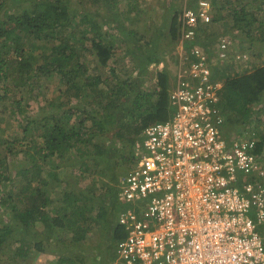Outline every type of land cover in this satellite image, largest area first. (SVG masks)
<instances>
[{"label":"trees","instance_id":"trees-1","mask_svg":"<svg viewBox=\"0 0 264 264\" xmlns=\"http://www.w3.org/2000/svg\"><path fill=\"white\" fill-rule=\"evenodd\" d=\"M88 1L19 0L20 4L18 3V7L14 10L19 11L16 15L15 12H10L8 0H0V84L2 80L9 78L16 85H25L27 79L34 80L42 76L55 75L64 87L59 93L55 91L59 96L56 106L54 99L49 102L50 108L56 107L54 111L40 120L27 121L28 126L32 125L33 129L24 130L28 133L24 140L26 138L30 142L28 145L26 143L23 145H35L34 151L39 152L37 164L34 166L36 174L39 175L38 179L42 180L34 184L28 182L21 184L17 199H23L24 207H18L13 202L14 189L10 187L12 178L9 175H0V215L3 214V207L12 206L9 216L0 219V225L3 227H0V235H4L9 228L12 229L9 232L24 233L23 237L26 239L27 233L43 226L46 230H50L49 236L47 234L48 238L54 237L55 240L60 241L58 233L55 234L52 230L57 227L71 230L70 226L74 225L76 227L73 231L74 236L81 231L82 237H85L90 230V227L85 225L88 221L86 216L88 212L96 213L95 219L99 221L110 213L112 216L118 214V206L122 205L116 200V194L123 184H118V180L127 176L128 171L119 166L115 167L114 163V169L109 166L106 145L98 143L99 139H102L101 136H105L102 128L108 123L115 122L114 114L110 115L111 118L103 117L104 120L100 122L99 120L103 118L87 116L91 103L95 101L94 98L93 101H87L88 104L73 105L71 97L73 100L85 96L94 97L95 94L98 107L108 111L121 103L120 100L128 101L135 96L134 113L139 114L135 115L140 121L134 123L132 128L126 126L129 134L125 135L133 137L125 139L122 133L117 134L120 138L116 137L120 145V141L127 143L131 140L128 149L133 150L147 127L169 121L176 111L171 95L178 78L176 72L171 70V66L178 65V58L189 57L187 62L191 65L202 62L201 54L204 56L206 54L211 68H221L218 72L224 77L226 86L224 109L222 107L226 119L222 122V132L228 140L235 133L238 135L246 133L243 137L256 141L257 154H255L264 158V134L258 125L254 126L255 120H258L253 113L254 105L260 104L264 95V66L254 67L252 74L236 78L226 75L230 74L227 70L233 69L236 60L235 57L221 58L218 51L222 41L218 43L213 55H208L210 52H207L211 47L209 42L213 41L214 28L220 26L223 29L225 26L224 0H210L209 14L212 18L210 24L203 23L197 13V23L191 26L194 35L185 46V54L181 56L178 51L180 41L188 25L183 22L186 25L184 29L182 23H179L182 12L171 7L180 3L183 4V8L198 12L199 7L194 3L196 0H161L162 3L152 6L150 10L163 11L165 14L164 24L161 27H156L157 24L155 25L154 22L150 23L152 15L148 16L146 11L142 12V8L139 10L135 8L140 6L138 3L134 5L129 1L126 8L122 9L120 0ZM117 3H119V7H116L118 12L114 14ZM148 5L151 6L150 1ZM83 8L91 9L82 11ZM101 8L105 10L104 15ZM232 8H234L232 21L234 27L245 29L247 31L245 35H249L247 37H251L250 33L262 28L261 32H256L259 38L264 37V23L256 26L255 22L251 21L253 15L249 11L250 7L249 9L241 7L240 15L237 12V3L234 2ZM109 11L113 14L111 19L106 15ZM159 18L158 20H161L162 16ZM141 19L146 21L142 24L144 26L140 25ZM166 23H169L167 31H165ZM103 27H111V31H105ZM151 30L154 42L152 40V43L148 42L143 46L142 38H147V33ZM163 37L168 41L165 44L161 42ZM159 42L164 45L158 46ZM149 47L153 52L148 54ZM78 48H81L79 53ZM196 49L202 53H197ZM235 49L236 46L231 52L234 53ZM149 57L159 65L152 73L146 71V67L151 63L148 61ZM170 57H172L171 62ZM130 66L132 68H129ZM161 66L164 68L162 69ZM107 69L117 82L119 78L122 79L115 74L119 69L125 70L127 75L134 70L141 73V76L135 79L133 77L134 81L132 85H128V89L118 83L112 93L110 90L102 89L103 84H106L103 81L106 80ZM142 70L146 72L143 73ZM61 97L66 98L67 102ZM5 99H7L6 95L0 96V104L1 100ZM16 108L23 112L20 105ZM63 109L67 110L66 113L62 112ZM88 117L91 119L92 127L86 125L89 121ZM91 131L94 133L88 134ZM128 149L126 157L129 158ZM36 158L35 156L33 159L32 156V162L36 163ZM65 187H71L72 190H65L61 195ZM54 193H60L62 199L59 200H62L64 207L56 206ZM59 200L56 202L58 203ZM51 205L56 209L51 208ZM52 211L57 213L53 216ZM4 242L5 240L0 238V248ZM18 248L17 253L20 255L23 250L20 249L21 247ZM37 248L57 252L50 243L47 244L46 249H43L41 244L37 245Z\"/></svg>","mask_w":264,"mask_h":264},{"label":"built area","instance_id":"built-area-1","mask_svg":"<svg viewBox=\"0 0 264 264\" xmlns=\"http://www.w3.org/2000/svg\"><path fill=\"white\" fill-rule=\"evenodd\" d=\"M194 3L198 12L184 8L181 42L198 17L212 21L210 0ZM234 44L222 40L221 58ZM201 55L197 64L180 59L176 111L143 131L121 180L120 199L134 204L121 218L130 234L118 248L125 264H264V158L246 133L224 136L225 81Z\"/></svg>","mask_w":264,"mask_h":264},{"label":"rangeland","instance_id":"rangeland-1","mask_svg":"<svg viewBox=\"0 0 264 264\" xmlns=\"http://www.w3.org/2000/svg\"><path fill=\"white\" fill-rule=\"evenodd\" d=\"M19 0H8V8L10 9V12H15L16 15L19 14V11H14L18 6ZM75 1V0H72ZM83 1V0H79ZM88 1V0H84ZM131 1L134 5L138 3L140 6H136V9L142 8V12L146 11L150 19L152 20L150 23H153L156 25V27H161L164 24L163 19L165 18V14L163 11L153 9L150 10L152 6H154L156 3H162L161 0H120V8L124 9L126 8V4ZM150 1V5L149 4ZM225 10L224 15L226 17V20L224 21L225 26H223V29L218 26L217 28H214L213 32V41L209 42V44L216 48L217 46L214 45V42L220 41L222 38L227 39H236V42L239 43V46L234 51V53H231L232 56L237 54L235 57L236 63L234 62V65L232 66V70H227L230 74H226L228 76L232 77H241L242 75H250L253 73L254 67H262L264 66V37L259 38L257 32H261L262 28L256 31H253L251 34V37H247L249 35H245V32H247L245 29L241 30L238 27H234L232 25V21L234 20L233 12L234 8H232L233 3H237L239 13L241 14V7H246L247 9H250V13L253 15L251 17V21L255 22L256 26H259L264 23V0L260 2V0H224ZM89 3V1H88ZM20 4V3H19ZM179 5V6H178ZM183 5V4H182ZM180 3H177L176 5L172 6L173 9H180L182 7ZM143 6L145 8L143 9ZM178 6V7H177ZM119 3L115 5L114 8V14L118 12ZM228 7V8H227ZM87 11L91 8H86ZM85 8L81 9L82 11L86 10ZM102 9V8H101ZM107 12V10H106ZM112 12L109 11L107 17L111 19ZM102 14H105V10L102 9ZM162 16L161 20L159 17ZM145 20L141 19V23L145 24ZM170 23V22H169ZM169 23H166L165 31H167V28L169 29ZM81 25V24H80ZM144 26V25H142ZM241 27V26H240ZM111 27L103 29L106 31H111ZM243 29V27H241ZM102 29V30H103ZM142 29V28H141ZM152 30L147 33V38H142L143 40L141 43L143 46L150 42L152 43V40L154 38V35H152ZM222 33L224 35H222ZM248 34V33H246ZM140 36V35H139ZM142 36V35H141ZM140 36V37H141ZM166 38V37H163ZM162 38V39H163ZM253 40H252V39ZM154 42V40H153ZM162 46L164 44L158 43V46ZM81 51V48H78V53ZM148 54L150 52H153V49L150 50L149 47ZM211 57V56H210ZM170 57V62H171ZM151 61L150 65L146 67V71L149 73L155 72L156 69H158L159 65L155 63V60L153 61L152 58L149 57V60ZM127 62H129L127 60ZM173 65V64H172ZM129 68H132L131 66ZM172 70L176 72V67L171 66ZM121 70V71H119ZM116 70V75L118 77L121 76V80L119 78V82H117V79H113L112 75L108 74L106 75V84H103L102 89L103 91L110 90V92L114 93L115 90L114 87L118 86V83H121L125 86L126 89H128V85H132L134 79L138 76H141V73H138L136 71H131L128 75L125 70L119 69ZM123 70V71H122ZM146 71L142 70L143 73ZM134 77V79H133ZM156 77V76H155ZM225 81L224 77H222ZM224 88H226L225 84L223 85ZM110 87V89H108ZM112 87V88H111ZM64 89L63 86H61L58 78L55 77V75L50 76H42L41 78L36 79H27V84L25 85H16L12 79L7 78V80H2L0 84V96H5L7 99L1 100L0 104V175H6L10 176L12 178L11 180V188L14 189V204L18 207H24L23 199H17V194L20 192L21 184L22 183H38L41 182L40 179H38L39 175L36 174V168L34 164H37L38 158H39V152L36 153L34 150L35 145L32 146H24L23 144H27L30 141H27L26 138L24 140V137L28 135L27 132L24 130L27 129L31 131L33 129V126H28V120L37 119L40 120L43 116H46L47 114L51 113L56 109V100L59 97L56 95L57 91L58 93ZM225 90V89H224ZM104 93V92H103ZM45 94V95H44ZM90 96V95H89ZM94 97L90 96L86 98H80V99H73L71 97V101H73V105H81V104H88L87 101H93L96 96ZM64 102L66 101V98L61 97ZM94 98V99H93ZM135 96L131 97L130 99L120 100L121 103H118L117 106L110 108V110L106 111L102 107H98L95 101L91 103V106L89 108V115L87 116H97L98 118H108L111 114H114V120L113 123L106 124L102 129H104L105 136H101L102 139H99V142L101 145H106L105 149H107V156L109 166L113 167V169L116 166H119L123 168L124 170H129L134 165V163L131 161V155L126 157L127 155V149L129 148L130 141L127 143H124L123 141H120L121 145L118 141H116V137L118 133H122V137L125 139H128L131 136H125L129 134L127 132V127L129 128L134 127V123H139V117H137L134 113L135 107L133 105ZM23 99V100H22ZM54 99L55 106L53 108H50L49 102L50 100ZM93 99V100H92ZM151 99L153 100V97L151 96ZM3 103V104H2ZM18 103V104H17ZM81 103V104H80ZM17 105H20L23 109L22 111H19L16 107ZM49 106V107H48ZM67 106V105H65ZM86 106V105H82ZM68 110V108H66ZM67 110H62V112L66 113ZM96 111V112H94ZM254 111L253 112L256 116V119L258 121L252 120V122L256 123L254 126L260 127V131L264 134V95L263 99L260 101V104L254 105ZM99 114V115H98ZM136 114V115H135ZM111 118V117H110ZM133 118V119H132ZM89 121L86 125L92 127L90 121L91 119L88 117ZM103 119H100L99 121L102 122ZM155 121V120H154ZM263 126V127H262ZM252 127H250V130ZM27 133V134H26ZM94 132H90L88 134H92ZM104 137V138H103ZM122 140V139H121ZM96 141V139H95ZM11 144V145H10ZM23 145V146H22ZM130 150V149H128ZM126 153V154H125ZM32 156L33 159L36 156V163L32 162ZM114 163V166H113ZM26 174V177H25ZM16 181V182H14ZM33 181V182H32ZM53 183V181H52ZM53 187H55L53 185ZM8 190V187H6ZM72 190L71 187H65L62 189L61 195L64 194V192ZM55 199L56 206L64 207V204H62V199L60 196V193H54L53 195ZM56 200H59L57 203ZM12 207V206H11ZM11 207H3V214L0 215V219L8 217L9 214L12 212ZM51 208H54L53 205H51ZM74 208V207H73ZM56 209V208H54ZM49 211V208H47ZM57 212L52 211L51 215H55ZM89 219V216H91L88 212V215H86ZM92 218V216H91ZM70 221V220H69ZM72 225V224H71ZM70 226V225H69ZM0 227H2L0 225ZM71 230H67L66 228L61 229L60 227H57L55 230H52L56 234V232L59 235V239L55 240L54 237H49L50 230H46L43 226H39L38 228L31 230V232L27 233L26 239H24L23 234L18 231H12L9 232V228H7V231H5L4 235H0V238L5 240L3 243V246L0 248V264H93V259H98V255L101 257L99 261L103 262L104 260V251L108 248V246L102 245L100 249L99 240L96 241V239H89L84 238L85 240H82L80 242L75 241L73 235L74 230H76V227L74 225L70 226ZM3 228V227H2ZM8 232V233H7ZM48 234V236H47ZM23 238V239H22ZM41 243L43 246L50 243L51 247L55 249L57 252L52 251H44L39 250L37 248V245ZM18 247H21L23 251L20 255H18ZM113 259H116L115 252L113 253ZM86 260V261H84ZM98 261V260H97ZM106 261L108 262L107 258Z\"/></svg>","mask_w":264,"mask_h":264},{"label":"clouds","instance_id":"clouds-1","mask_svg":"<svg viewBox=\"0 0 264 264\" xmlns=\"http://www.w3.org/2000/svg\"><path fill=\"white\" fill-rule=\"evenodd\" d=\"M178 7V6H177ZM172 10V9H171ZM178 11H181L182 14H181V20L179 23H183V15H184V8L183 7H180V9H177ZM211 23V22H210ZM208 23V24H210ZM223 39H227V38H222L220 41L216 42V46L218 45V43H220ZM161 42H164V44L166 42H168L166 40V38H163ZM159 42V43H161ZM189 42V40H184L183 42L180 41V49L178 50L179 53H180V56H181V48L183 49V52L185 53V46L186 44ZM234 45L236 46V49L237 47L239 46V43L236 42V40L234 41ZM235 49V50H236ZM232 53V52H231ZM230 53V58L232 57H236L237 54H235L234 56H232ZM214 54V53H213ZM212 53H210L209 55H213ZM175 55V53H174ZM180 59L181 58H178V65L176 66H173V67H176V75L178 73V70H179V62H180ZM161 68L163 69L164 67L161 66ZM172 70V68H171ZM221 70V68L219 69ZM230 70V69H228ZM218 72V71H217ZM225 89V88H224ZM224 93H225V90H224ZM224 109V108H223ZM223 113L224 110H223ZM153 125V124H152ZM235 135H238V133H235L233 134L230 139L233 137L235 138L234 136ZM141 139H142V135H141ZM141 140H139L138 142H140ZM137 142V143H138ZM136 143V144H137ZM135 144V146H136ZM135 146H134V149L133 150H129V154L131 155V161L134 162V156H135ZM129 155V156H130ZM132 169V167H131ZM127 170L128 172H130V170ZM123 178H119L118 180V184L121 183V180ZM123 189L121 188L117 194H116V200L122 205V206H118V214L114 215V216H111V221L106 223L105 220H106V217L104 216L102 220H96L95 217H96V213H89L91 216H89V219L88 221L85 223V225L87 227H90V230L87 232V234L85 235L84 238H89V239H96V241L99 240V246H100V249H101V246L102 245H105V246H108V248L106 249V251H104V260L103 262L99 261L100 260V256L98 255L97 257H99L98 259H93V264H125L124 261L119 257V254H118V248L120 246V243L123 242V241H126L128 238H129V232L127 231L126 229V225L122 223L121 221V218L123 217H127L128 216V211L130 212H133L134 210V204H132L131 202H128V201H124L122 199H120L119 197V193L120 191H122ZM98 221V222H97ZM112 221H114V224L112 225ZM107 230V235L104 237V238H98V235H97V231L99 230ZM75 231V230H74ZM82 232L80 231L79 234L77 236H74V239L75 241L77 242H80L82 240H85L83 239L82 237ZM41 243H39L38 245H40ZM41 246H43L41 244ZM47 247V244L43 246V249H46ZM115 252V255H116V259H113V253ZM106 258L108 260V262L106 261ZM98 260V261H97ZM86 261V260H84Z\"/></svg>","mask_w":264,"mask_h":264},{"label":"crops","instance_id":"crops-1","mask_svg":"<svg viewBox=\"0 0 264 264\" xmlns=\"http://www.w3.org/2000/svg\"><path fill=\"white\" fill-rule=\"evenodd\" d=\"M111 216H112L111 213L108 214L107 216H105L106 217V220H105L106 223L111 221ZM96 233L98 235V238H104L107 235V230L101 229V230L97 231Z\"/></svg>","mask_w":264,"mask_h":264}]
</instances>
